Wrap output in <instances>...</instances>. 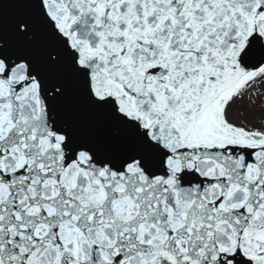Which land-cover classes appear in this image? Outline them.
<instances>
[{"label":"snow or ice","instance_id":"snow-or-ice-1","mask_svg":"<svg viewBox=\"0 0 264 264\" xmlns=\"http://www.w3.org/2000/svg\"><path fill=\"white\" fill-rule=\"evenodd\" d=\"M0 264H264V0H0Z\"/></svg>","mask_w":264,"mask_h":264}]
</instances>
